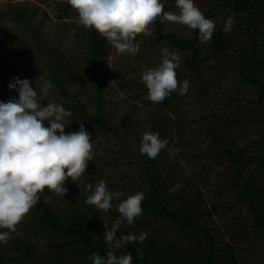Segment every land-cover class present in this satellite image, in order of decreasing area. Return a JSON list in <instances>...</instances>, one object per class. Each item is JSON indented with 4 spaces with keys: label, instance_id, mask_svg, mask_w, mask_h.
Returning <instances> with one entry per match:
<instances>
[{
    "label": "trees",
    "instance_id": "obj_1",
    "mask_svg": "<svg viewBox=\"0 0 264 264\" xmlns=\"http://www.w3.org/2000/svg\"><path fill=\"white\" fill-rule=\"evenodd\" d=\"M64 9L65 13L73 11L69 4ZM214 10H221L223 19L214 28L208 50L218 62L237 67L245 82L254 87L255 98L246 106V112L255 117L254 131L240 142L244 135L237 129L233 132L235 117L231 113H219L217 109L212 112L218 125L210 132L214 146L202 150L207 159L222 157L227 161L221 177L228 178L233 191L225 204L219 198L215 203L211 202L212 205L201 184L180 174L177 159L169 160L168 155L177 144L173 136V124L167 113L173 101L171 94L162 104L159 102L147 112V128H142L134 136L125 134L121 137V154L116 155L115 151L113 156L126 159L125 164L135 167V170L137 166L140 173L139 179H134V183L129 185L131 191L128 194L123 190L120 192L125 194L123 198L135 192L145 195L141 202L142 213L134 224L129 226L122 222L117 231V237L146 233L143 242L125 243L114 252L117 256L130 253L131 264H241L239 253L249 246L253 250L264 249V0H214L213 6L203 14ZM27 11L21 6L19 12L11 7L4 15H9L32 32L24 40L28 43L30 39L33 44H25L22 53L27 58H33L40 73L53 79L51 84H58L60 94L65 98L58 104L70 110L75 122L86 120L99 128L114 130L100 106L95 113L89 112L77 89V85H86L100 93L106 87L110 73L104 66L110 54L109 42L96 30L86 29L76 22L75 36L79 46L62 49L61 42L53 45L43 39L32 22L33 16ZM75 15L78 17L77 12ZM230 17L233 23L230 30L225 32L224 26ZM154 21L156 36L151 45L165 41L181 51L190 52L187 58L190 72L176 71V77L186 76L191 82L201 80L200 46L203 42L199 39L198 30L194 29L193 36L187 37L164 31L163 22L158 17ZM29 45H35L33 50L41 54L35 52L33 55ZM72 48L79 50L78 58H73ZM66 67L75 68L80 74V81L76 82L75 88L69 86L70 82L65 76ZM145 131L156 132L161 139L167 140L166 146L154 159L139 151L141 136ZM105 158L101 155L94 159L100 162ZM90 173L89 184L93 182L95 174L94 170ZM128 175L125 173L124 178L130 177ZM219 180L222 182V179ZM217 183L220 182L217 180ZM176 185L179 187H174ZM86 191L81 197H75V202L66 209L54 204L43 191L39 192L38 201L16 225V231L11 232L7 241L0 244V264H92L91 253L105 256L108 246L103 240V223L110 226L119 217V200L112 203L106 217L95 221L100 216V210L85 202L90 194V190L86 188ZM76 201L82 202L87 210L76 204ZM238 204L245 206L248 213L233 212V207ZM216 212L227 213V220L219 216L221 222H225V232L220 231L214 218ZM156 219L163 220V225H155ZM250 221L252 230L246 228ZM165 228L174 229L176 238H171L164 231ZM40 237L45 239L44 246H41V242L39 244ZM239 244L244 246L239 247Z\"/></svg>",
    "mask_w": 264,
    "mask_h": 264
},
{
    "label": "rangeland",
    "instance_id": "obj_2",
    "mask_svg": "<svg viewBox=\"0 0 264 264\" xmlns=\"http://www.w3.org/2000/svg\"><path fill=\"white\" fill-rule=\"evenodd\" d=\"M194 3L204 13L205 10L213 6L214 0H194ZM19 4L22 9L28 10L30 16H33L32 22L47 43L56 45L61 42L62 49L79 46L74 26L77 22L76 11L71 7L73 11L65 13L64 8L68 4L67 0H0V100L18 96L14 89L8 88L10 78L13 76H19L21 79L28 78L33 87L36 83L37 92H39V86L43 81L53 80L45 76V73H40L41 71L33 63V58H27L22 53L25 44L27 46L28 43L33 44L30 39H28V43L24 40L31 36L32 32L25 29L22 23L14 21L9 15H4L11 7H15L19 12ZM163 5V11L172 13L179 11L175 6V0H163ZM204 16L211 19L217 26L223 19V12L214 10ZM158 18L160 19V17ZM163 27L164 31L176 32L178 35L191 37L194 34V29L166 20L163 21ZM149 28L150 35L136 33L134 39L139 44V50L136 53L117 54L111 45L110 54L104 66L109 71L110 77L106 81V87L100 93L95 92L94 88L90 86L78 87L77 85L79 96L87 105L89 112L95 113L96 108L100 106L107 121L114 126V130L99 128L86 120H76L75 122L72 116L68 117L70 123L65 126V132L76 131L80 123H83L91 134L93 160L87 163L85 172L78 181L70 179L65 181L64 186L67 191L64 196L49 192L45 187L43 192L54 204L61 206V209H66L72 202H75V197H81L87 192L86 181L90 177L91 170H94L95 173L91 184L95 186L100 180H103L108 189L113 192L123 190L125 194H128L131 191L129 185L134 183V179H139L140 171L137 166L136 170L135 167H129V164H125L126 159L115 158L112 153L117 151L116 155L121 154L122 136L125 134L134 136L142 128H147L146 114L158 104L149 102L147 88L141 80V74L148 68L158 66L163 49H168L170 53H175L180 57L179 67L175 71L190 72L187 66L190 52L181 51L165 41L151 45L156 36L155 21L149 25ZM209 43L210 40L203 42L200 46L201 80L191 82L189 77H176L178 87L171 93L173 101L168 109L165 107L173 124V136L177 142L168 156H170V161L178 160L180 174L191 177L201 184L210 203H215V200L220 198L222 204H225L233 192L230 189L228 178L221 177L222 171L227 167V161L222 157L207 159L206 153L202 149L214 146L210 136L213 127L218 126L217 120L212 116L214 109H217L219 113H231L232 117H235L234 123H232L233 132H236L237 129V132L239 130L244 135L239 140L240 142H243L254 131L255 117L252 113L246 112V106L247 103L250 104V100L255 98V92L254 87L245 82L239 74L237 67L218 62L215 55L208 50ZM29 47L34 52L33 55L35 52L40 53L38 50H33L35 45H29ZM72 50L73 58H78L79 50L76 48H72ZM66 70L65 76L68 77L69 86L75 88L76 82L80 81V74L75 68L66 67ZM184 80L189 82V87L188 91L181 95L179 94V85ZM51 85L47 99L42 101L45 105L47 100L60 103L65 99L60 94L58 84L54 82ZM160 104L162 103L160 102ZM224 117L229 118L228 115H224ZM44 123L46 125L47 121ZM222 132H220L221 136ZM230 133L228 132V134ZM101 155L106 157L105 160L95 162L94 158ZM125 173H128L130 177L124 178ZM219 178L222 179V182ZM217 180L220 183H217ZM115 200L117 199H114L111 204ZM76 202L81 208L87 210L82 202ZM233 208V212L248 213V209L240 204ZM96 209L100 210V216L95 218V221L107 216V211L99 207ZM226 215L227 213H214L220 231L224 232L226 227L223 223L225 222H221L219 216H223L222 220H227ZM155 225H163V220L156 219ZM246 228L253 229L251 221L246 225ZM164 231L169 233L171 238H176L174 229L165 228ZM38 240L39 244L41 242V246H44L45 239L40 237ZM245 245L249 246L247 243ZM243 246V244H239V247ZM239 255L241 264H264L263 248L253 250L249 246Z\"/></svg>",
    "mask_w": 264,
    "mask_h": 264
},
{
    "label": "clouds",
    "instance_id": "obj_3",
    "mask_svg": "<svg viewBox=\"0 0 264 264\" xmlns=\"http://www.w3.org/2000/svg\"><path fill=\"white\" fill-rule=\"evenodd\" d=\"M78 13L77 23L86 29H94L112 45L117 54H132L139 50L135 42L137 32L150 35L149 25L160 17L161 22L170 21L198 30L199 39H211L215 24L204 16L194 0H175L178 13L163 11V0H67ZM230 17L224 31L230 30ZM180 57L162 50L161 61L156 67L141 74L147 88V98L153 103L162 102L178 87L176 69ZM36 82V81H35ZM51 81H43L39 92L28 78L13 76L8 88L18 96L0 100V244L5 243L16 225L38 201V193L45 190L64 196L66 180L78 181L85 172L87 163L93 160L91 134L83 123L78 130L65 132L69 124L70 110L61 104L47 100ZM189 82H180L179 94L188 91ZM45 121L47 124L45 125ZM167 144L156 132L142 133L139 151L154 159ZM174 187H179L176 185ZM90 194L87 204H93L108 211L114 199L119 200V217L109 226L104 224L103 240L108 246L105 256L91 253L92 264H131L130 253L114 254L123 244L132 241L143 242L146 233L127 234L117 237L119 225L134 224L142 213L143 192L127 195L110 191L103 180L95 186L87 184Z\"/></svg>",
    "mask_w": 264,
    "mask_h": 264
}]
</instances>
